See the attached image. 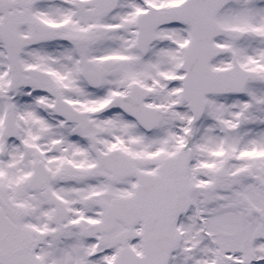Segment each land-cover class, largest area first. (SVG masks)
Here are the masks:
<instances>
[{
  "label": "snow or ice",
  "instance_id": "6c2138e0",
  "mask_svg": "<svg viewBox=\"0 0 264 264\" xmlns=\"http://www.w3.org/2000/svg\"><path fill=\"white\" fill-rule=\"evenodd\" d=\"M0 264H264V0H0Z\"/></svg>",
  "mask_w": 264,
  "mask_h": 264
}]
</instances>
